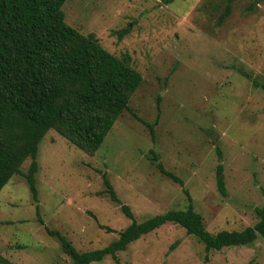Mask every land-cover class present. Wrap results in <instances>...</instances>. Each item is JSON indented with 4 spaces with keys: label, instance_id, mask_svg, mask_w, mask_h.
Wrapping results in <instances>:
<instances>
[{
    "label": "rangeland",
    "instance_id": "obj_1",
    "mask_svg": "<svg viewBox=\"0 0 264 264\" xmlns=\"http://www.w3.org/2000/svg\"><path fill=\"white\" fill-rule=\"evenodd\" d=\"M67 0L65 21L93 34L108 51L128 53L142 76L132 112L154 123L156 139L132 112L118 116L95 153L56 128L39 145L37 185L42 217L80 251L102 249L132 220L105 193L108 173L118 197L140 222L188 205L183 187L150 161L185 181L208 231L255 225L264 205V0ZM133 23L130 33L118 32ZM245 72L247 75H244ZM223 152L228 195L217 187ZM31 158L21 164L27 171ZM108 226L114 231H107ZM121 264H264V238L249 246L206 251L176 223H167L117 254ZM207 256V260H206ZM0 257L13 264H71L56 237L38 221L27 180L13 175L0 191ZM92 264H116L107 256Z\"/></svg>",
    "mask_w": 264,
    "mask_h": 264
},
{
    "label": "trees",
    "instance_id": "obj_2",
    "mask_svg": "<svg viewBox=\"0 0 264 264\" xmlns=\"http://www.w3.org/2000/svg\"><path fill=\"white\" fill-rule=\"evenodd\" d=\"M67 0H0V191L15 174L27 180L38 221L47 233L56 237L62 250L71 258V264H92L107 256L121 264L118 252L142 236L167 223H176L189 235L198 237L206 251H220L225 247L249 246L259 237L264 238V205L256 207L258 222L242 230L208 231L201 213L195 209L193 198L185 181L166 169L155 150L149 159L165 176L179 183L187 196L185 209H170L138 221L132 208L122 203L108 177L103 172L105 193L121 205L131 224L119 232L117 240L102 249L80 252L60 231L50 229L42 217L37 173L39 145L48 131H57L75 146L89 153L97 152L114 126L117 118L129 106L130 95L142 82V76L131 64L128 53L121 57L105 49L93 35H83L65 21L62 9ZM174 0H165L171 3ZM234 0H227L219 23L231 14ZM133 23L118 32L119 38L130 33ZM247 75L245 72H242ZM264 91V83L252 80ZM144 123L156 139L154 123ZM219 163L216 169L219 192L227 196L223 152L217 144ZM27 171L21 164L27 158ZM107 231H114L102 226ZM207 260V256H206ZM0 264H13L0 257Z\"/></svg>",
    "mask_w": 264,
    "mask_h": 264
}]
</instances>
